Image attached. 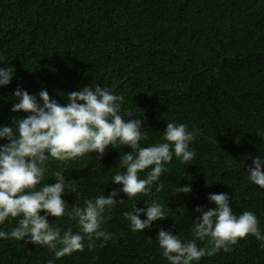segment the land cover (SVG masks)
Listing matches in <instances>:
<instances>
[{
	"label": "trees",
	"instance_id": "obj_1",
	"mask_svg": "<svg viewBox=\"0 0 264 264\" xmlns=\"http://www.w3.org/2000/svg\"><path fill=\"white\" fill-rule=\"evenodd\" d=\"M0 60V67L15 70L0 86V123L27 115L10 110L18 86L33 94L46 88L66 104L61 92L100 84L124 97L122 113H134L126 120H142L143 146L162 142L167 122L200 130L191 142L195 157L184 164L174 156L158 181L160 192L153 186L152 195L131 199L118 193L123 199L102 225L113 234L106 243L94 239L89 249L85 240L83 251L56 259L26 238H0V264H169L158 226L192 239L196 207H215L209 193L227 192L234 214L253 211L264 232V188L247 178L251 158L264 155V0H0ZM116 147L108 146L101 161L95 152L50 161L45 182L54 183L57 171L76 179L78 194L63 197L69 207L119 190L111 178L124 171L118 160L131 148ZM185 184L190 193L173 195ZM153 199L169 216L133 232L124 213ZM18 219L10 217L0 230L10 231ZM48 219L62 232L79 231L66 215ZM229 247L194 264H264V248L253 235Z\"/></svg>",
	"mask_w": 264,
	"mask_h": 264
},
{
	"label": "clouds",
	"instance_id": "obj_2",
	"mask_svg": "<svg viewBox=\"0 0 264 264\" xmlns=\"http://www.w3.org/2000/svg\"><path fill=\"white\" fill-rule=\"evenodd\" d=\"M14 75L12 67H0V86L9 84ZM12 95L18 102L13 103L10 110L23 111L27 115L13 117L11 123H0V141H6L0 143V224L10 217L19 219L10 231L0 230V238H26L34 244L47 246L56 259L83 251L85 240L89 249L94 247V239L102 238L106 243L113 234L105 231L102 225L106 213L123 199L115 198L118 193L123 192L131 199L137 194L152 195L153 186L155 192H160L164 185L158 181L168 171L167 165L173 157L186 164L196 155L191 142L200 130H189L185 123L167 122L161 132L162 142L143 146L141 141L147 139V133L141 130L142 120H126L125 117H132L134 113H122L124 97L100 84L61 92L68 101L66 104L50 97L46 88L33 94L18 86ZM117 144L131 148L118 160L117 165L124 171L116 172L111 178L112 183L120 185L119 190L115 188L107 195L85 199L83 206L73 204L69 207L70 203L63 197L69 192L78 194L76 179L57 171L52 178L54 183L45 182L49 177L50 161H70L93 152L101 161L106 148H117ZM251 159L247 178L264 188V155ZM141 173H144L142 177ZM191 191V184L176 185L172 189L173 195ZM208 200L214 202L215 207H196L200 215L193 220L192 239L182 240L171 229L158 226V245L169 264H194L221 249L230 251L229 245L247 235L255 236L264 248V232L253 211L234 214L227 192L209 193ZM144 204L146 207H137L134 203L132 209L124 213L133 232L143 231L151 227L153 221L169 216L165 205L158 200ZM141 214L145 218H141ZM65 215L76 221L79 231L68 228L62 232L59 226L49 222V216ZM197 241H206V244L198 246Z\"/></svg>",
	"mask_w": 264,
	"mask_h": 264
}]
</instances>
